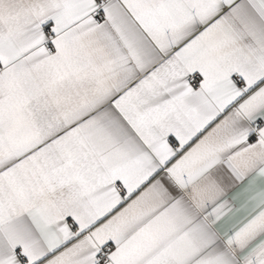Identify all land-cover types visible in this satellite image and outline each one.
I'll return each instance as SVG.
<instances>
[{
	"label": "snow or ice",
	"instance_id": "6c2138e0",
	"mask_svg": "<svg viewBox=\"0 0 264 264\" xmlns=\"http://www.w3.org/2000/svg\"><path fill=\"white\" fill-rule=\"evenodd\" d=\"M0 264H264V0H0Z\"/></svg>",
	"mask_w": 264,
	"mask_h": 264
}]
</instances>
